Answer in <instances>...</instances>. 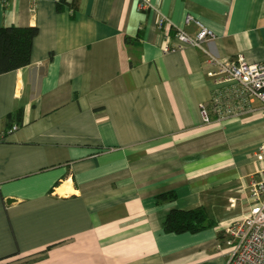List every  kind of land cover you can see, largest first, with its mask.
<instances>
[{"label": "crops", "instance_id": "crops-1", "mask_svg": "<svg viewBox=\"0 0 264 264\" xmlns=\"http://www.w3.org/2000/svg\"><path fill=\"white\" fill-rule=\"evenodd\" d=\"M59 1L0 0V28L26 43L38 31L29 61L0 75V264H226L264 116L219 121L232 87L209 73L213 58L264 61V0ZM197 23L212 41L166 51ZM201 207L213 226L165 231L173 210Z\"/></svg>", "mask_w": 264, "mask_h": 264}, {"label": "built area", "instance_id": "built-area-1", "mask_svg": "<svg viewBox=\"0 0 264 264\" xmlns=\"http://www.w3.org/2000/svg\"><path fill=\"white\" fill-rule=\"evenodd\" d=\"M151 0L141 4L142 9L150 7ZM159 29L166 34L171 31L170 22L165 17L159 20ZM200 31L195 37L184 30L176 31L177 44L166 51H178L186 46L197 48L214 39L213 32L197 23ZM216 71L209 73L215 83L231 85L227 96L217 95L214 100V113L219 121L239 118L247 114L262 113L264 116V61L249 63L243 55L235 59L212 61ZM260 103L256 107L255 103ZM202 117L206 124L212 122L205 105H201ZM18 127L15 126L13 130ZM258 161L264 163V145L257 153ZM228 245L232 252L226 264H264V166L251 181L249 186V207L246 213L236 219L227 230Z\"/></svg>", "mask_w": 264, "mask_h": 264}, {"label": "trees", "instance_id": "trees-1", "mask_svg": "<svg viewBox=\"0 0 264 264\" xmlns=\"http://www.w3.org/2000/svg\"><path fill=\"white\" fill-rule=\"evenodd\" d=\"M66 4V0L58 2V11H61ZM175 32L171 30V34ZM37 29L33 28L28 33L27 43L23 39V34L18 32L14 27L0 28V75L11 72L15 67L23 62H28L32 47V42L37 36ZM126 42L131 44L134 39L126 38ZM23 111L18 110L15 114H10L7 118V127L22 120ZM175 195L162 196V200L175 198ZM214 223L210 220L208 213L204 207L182 211L173 210L164 223V229L168 233H197L205 230Z\"/></svg>", "mask_w": 264, "mask_h": 264}]
</instances>
